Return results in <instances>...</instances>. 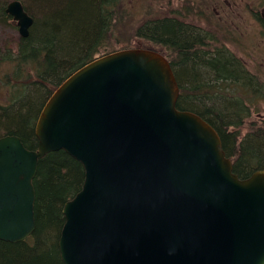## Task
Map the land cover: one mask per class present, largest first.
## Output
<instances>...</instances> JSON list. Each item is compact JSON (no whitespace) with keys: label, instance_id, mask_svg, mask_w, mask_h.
<instances>
[{"label":"water","instance_id":"obj_1","mask_svg":"<svg viewBox=\"0 0 264 264\" xmlns=\"http://www.w3.org/2000/svg\"><path fill=\"white\" fill-rule=\"evenodd\" d=\"M21 38L34 18L6 7ZM169 60L149 49L103 55L52 94L35 126L38 147L0 138V240L36 229L40 160L63 150L85 171L64 204V264H264V169L241 179L217 131L177 108Z\"/></svg>","mask_w":264,"mask_h":264},{"label":"trees","instance_id":"obj_2","mask_svg":"<svg viewBox=\"0 0 264 264\" xmlns=\"http://www.w3.org/2000/svg\"><path fill=\"white\" fill-rule=\"evenodd\" d=\"M20 1L34 23L29 36L0 57L9 66L2 76V84L9 86L7 102L0 103V138L17 135L35 150V126L45 104L74 72L110 53L118 11L127 0ZM8 2L0 0L2 21L12 19L6 13ZM203 33L173 17L136 29L137 37L170 51L167 58L180 87L177 108L199 115L217 131L234 172L246 179L264 169V123L258 128L260 123L247 121L249 101L264 98V90L228 49H207ZM227 86L232 88L223 90ZM237 91L249 98L237 97ZM249 124L241 135L239 129ZM84 178L81 163L63 150L40 160L34 180L36 229L22 242L0 240V264H64L58 246L65 223L62 210L81 190Z\"/></svg>","mask_w":264,"mask_h":264},{"label":"rangeland","instance_id":"obj_3","mask_svg":"<svg viewBox=\"0 0 264 264\" xmlns=\"http://www.w3.org/2000/svg\"><path fill=\"white\" fill-rule=\"evenodd\" d=\"M118 14L120 18L108 44L110 53L124 48H148L168 57L170 51L137 37L136 29L156 18L173 17L204 32V42L210 51L223 47L228 49L245 64L249 73L255 75L264 90V23L258 20L264 18L263 0H127L120 6ZM20 38L13 19L0 20V57L14 49ZM8 70L9 66L0 60V103L7 102L9 85L2 84V76ZM231 88L227 86L223 90ZM238 91L237 97L249 98ZM219 94L223 95V91ZM248 109L250 116L247 121L260 123L257 127H261L264 123V98L249 101ZM249 129L250 124L239 131L245 135Z\"/></svg>","mask_w":264,"mask_h":264},{"label":"flooded vegetation","instance_id":"obj_4","mask_svg":"<svg viewBox=\"0 0 264 264\" xmlns=\"http://www.w3.org/2000/svg\"><path fill=\"white\" fill-rule=\"evenodd\" d=\"M258 20H260L261 22H263L264 23V18L262 17V18H260V19H258Z\"/></svg>","mask_w":264,"mask_h":264}]
</instances>
